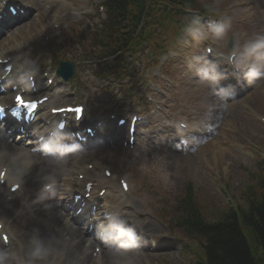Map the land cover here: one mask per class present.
I'll list each match as a JSON object with an SVG mask.
<instances>
[{"label":"rangeland","instance_id":"obj_1","mask_svg":"<svg viewBox=\"0 0 264 264\" xmlns=\"http://www.w3.org/2000/svg\"><path fill=\"white\" fill-rule=\"evenodd\" d=\"M199 1L205 4L211 3L213 8L219 7L224 16L229 19L232 32L228 36V41L232 37L242 44L254 33L264 34V0ZM75 2L71 0L67 5L68 9H71L70 3L75 5ZM32 3L36 11L32 19L38 16L37 23L42 19L39 23L41 30L42 27L47 29L52 20H57L56 16H52L53 10L56 11L53 5L57 3L50 0H32ZM167 15L162 26L159 25L152 30L148 38L150 46L161 48L166 52L164 55L170 54L171 58L161 70L164 73H171L175 82L165 86L171 97L163 100L164 104L169 105L165 114L177 116L175 111L183 110L184 116L191 118V124L196 126L199 132L188 134L190 138L187 141L173 146L166 142L165 134L161 133L160 127L154 126L142 133L139 137V146L133 152L121 147H108L106 150L93 148L86 154L90 155L87 159L96 158L99 175H103L106 168L122 172L130 177V194L127 197V203L135 207V211H129L130 220L135 221L140 228L144 225L152 227V231L143 232L146 240L141 238L135 250L129 253L134 259V264H197V261L203 257L202 243L197 239L186 238L183 232L172 223L175 221L178 199L189 185L193 187L197 203L204 215L213 220L217 219L220 213L228 209L232 203L245 204L246 192L250 189L257 191L254 188L264 181V122L261 120L264 119V79L251 80L249 85L251 88L244 89L238 98L224 101V98L214 91L212 83L197 77V70L204 68V65L201 61L199 44L195 42L191 49L183 39L191 33L184 29L188 26L187 19L171 11L167 12ZM70 17L65 20L58 19L61 25L60 31L62 28L75 30L74 23L82 20L81 16ZM93 21L91 19L89 22H80V26L77 27L79 29L88 26L90 29L89 38L85 39L84 43L80 38L78 43L77 34L71 37L72 33H68L65 38L66 51L70 55L73 54L81 63L85 60L87 45L93 40L95 28L91 29ZM37 32L38 30L27 31L22 23L13 26L10 33L0 37V50L7 46L10 48L13 46L14 49L18 43L22 44L20 47H24L25 53L22 55L28 56L27 44L37 39L27 40L26 37L29 35L32 37ZM52 37L57 36L52 35ZM213 45L221 47L219 44ZM43 46L44 44L40 45L29 56L28 61L38 60V64H41V59L34 58V55L42 50ZM79 48L83 51H77ZM163 59L167 61L168 58ZM137 65L132 66V70L136 67L142 68L140 60ZM246 66L247 71L244 72L243 79L246 78V73L253 64L249 62ZM155 68L151 64L149 69L144 71V75L151 77L152 73L153 76L156 72L152 69ZM157 68H159L158 64ZM257 68L264 71V68L260 66ZM85 69L80 64L77 70L75 81L80 86L78 97L84 100L95 99L98 90L90 85ZM126 73L131 74V80L135 85L140 84L136 69L133 73ZM118 83L124 86L128 83L127 78L123 80L118 78ZM157 84L164 85V83H154L153 86L156 87ZM127 87H130L129 83ZM139 95V93L135 94V99H140ZM94 99L91 101L92 104ZM252 111L262 115L261 122L252 117ZM213 142L224 148L223 154L216 153L218 157L212 151L211 143ZM1 156L2 152H0V158ZM73 158L76 157L63 158L62 161L66 162ZM64 163L45 170L43 176L39 178L29 177L33 180L28 183L33 187L24 192L20 198L25 193L29 194L35 187L40 188V183L45 181L43 179L45 176H54L55 179L64 178L67 173ZM119 189V186H115V189L111 191L112 201L115 200L114 197L120 195ZM25 200L26 197L20 202ZM4 212L6 211L2 209V213ZM20 220V225L17 221L12 223V234L5 226L2 229L10 237L12 236L9 244L3 245L0 236V249L13 254V264H24V254L32 247L33 240H39L40 235L38 231H33V228H27V223L21 217ZM143 243L147 244L146 248H143ZM251 245L255 247L253 241ZM93 250L94 248L92 252ZM112 250L115 251L116 248ZM257 253L259 254V251ZM115 258L118 257H111V259ZM51 259L53 260V257ZM106 260L107 258H104L100 264L103 261L106 263Z\"/></svg>","mask_w":264,"mask_h":264},{"label":"bare ground","instance_id":"obj_2","mask_svg":"<svg viewBox=\"0 0 264 264\" xmlns=\"http://www.w3.org/2000/svg\"><path fill=\"white\" fill-rule=\"evenodd\" d=\"M29 2H32V0H27ZM34 4V3H33ZM54 8H56V11L53 10V15L56 16L58 19H69L71 18V12L65 8V6L62 3H57L56 5H53ZM64 17V18H62ZM12 18L10 15H7L6 19L2 20L3 22L5 20V26H9L10 23L14 21V19H7ZM42 22V19L39 20V22H36V19H33L31 23L27 24L25 28L27 31H35L38 30L37 34H33V37L40 35L41 33L46 32V29L39 25V23ZM48 31V30H47ZM26 39H32V37L29 35L26 37ZM16 40V39H15ZM21 46L17 43V47ZM15 56V59H17V55H15V51L13 48L5 47L3 51H0V59L5 58H12ZM58 82V81H57ZM60 87V86H58ZM244 85V89H245ZM60 90L53 93L54 95H57L58 98L61 100L64 98V93L60 94ZM7 98H2L0 100L1 102H7ZM54 101V99H53ZM50 101H48L49 104ZM43 109V108H42ZM51 120H53V117H50ZM6 144L5 138L0 136V152H2V157L0 158V166L1 167H8L9 173L14 174V167L12 165V160L9 159V157L13 156L22 148H20V145H17L16 142L13 141L12 144ZM5 145V146H4ZM212 151L216 157H218L220 154H223L224 148L219 145L216 142L211 143ZM216 153H219V155ZM86 156H82L78 159H73L72 162L68 164L67 169V177L64 182V187L60 188L62 191L61 194L63 197L69 196L72 191L79 190L81 182L75 179V174H82L84 175V179L86 180V183L89 182H95L96 186H103L109 187L110 185H117L118 181L115 180V173H113L110 178H107V176L103 175V177L97 176V168L96 171L90 170L89 166L86 160ZM32 160H33V166L31 170L28 172L29 175L32 177L38 178L37 174L43 176L45 173V170H49L54 165L52 163V159L47 157H42L38 154L32 153ZM106 169H104L105 171ZM28 176L27 174L23 176ZM7 180H11V177L9 174L6 175ZM22 178V179H23ZM30 180V179H28ZM117 181V182H116ZM2 187V186H1ZM7 187V186H6ZM103 187V188H104ZM5 191V187L2 188V192ZM122 195H126L124 193V190L121 189ZM20 194V191L17 192V195ZM61 196V198H62ZM1 198L2 194L0 195V204H1ZM33 199L32 196L28 199L27 202H25L22 205L21 211L18 210V212H14V208L16 206L15 203H10V212L8 213V216L6 218H9L11 216H15L16 221L18 225L21 224L20 217L27 223V228H33V231H38L40 235L38 236V239L45 244H50L55 250L57 254H54V256L57 259L56 264H100V259L105 258L107 256V262L104 263V261L101 264H113V260L111 259L112 256H114V253H109L106 250H103L102 253L98 254L96 261L93 260V257H91V254L89 253V250L91 249L92 241L91 239L85 238L83 234V229L80 227L72 226V224H69L67 220V214L64 208L71 207L70 202H65L63 204L62 202L59 203L57 199L55 198V195L53 193H45L43 196L37 198L32 203L30 200ZM63 199V198H62ZM121 199V198H120ZM128 199L126 197L122 198L121 200H117L114 204H111V210L114 212L118 211L122 213L125 209L133 210L135 211L134 206H130L127 203ZM8 202V201H6ZM2 206L0 205V212H2ZM1 214V213H0ZM124 217L126 219H130L129 214H124ZM4 216V215H1ZM15 222V221H14ZM135 225H138L135 222ZM139 229H142L143 232L145 231H152V227L149 225H144L142 228L139 227Z\"/></svg>","mask_w":264,"mask_h":264},{"label":"trees","instance_id":"obj_3","mask_svg":"<svg viewBox=\"0 0 264 264\" xmlns=\"http://www.w3.org/2000/svg\"><path fill=\"white\" fill-rule=\"evenodd\" d=\"M161 2H165L163 8L175 6L176 10L195 8L201 3L199 0H107L112 12V32L136 28L144 17H150L151 4L161 6ZM129 38L124 33L115 37L114 43L126 44ZM254 189L257 191L246 192L245 204L223 210L215 220L203 216L191 188L178 201L175 224L203 243V257L197 264H264V181Z\"/></svg>","mask_w":264,"mask_h":264},{"label":"clouds","instance_id":"obj_4","mask_svg":"<svg viewBox=\"0 0 264 264\" xmlns=\"http://www.w3.org/2000/svg\"><path fill=\"white\" fill-rule=\"evenodd\" d=\"M213 15L223 18L224 13L219 7L211 9ZM194 27L195 33L205 38L211 33V38L214 43L219 44L222 48H226L228 44V36L226 29L228 22H209L207 26L200 24V17L195 16L190 21L189 28L186 31H191ZM196 38V37H194ZM211 51V49H208ZM220 55L228 62L232 63L236 68H241L252 62L253 67L246 73V78L249 81L254 79H264V71L258 70L257 66L264 68V34L254 33L247 38L242 44L237 40L230 51L221 52ZM199 75L210 79L212 82L221 78V73L217 70L215 63H210L207 68L197 70ZM63 124H58L51 137L43 143L42 151L45 155L52 153L56 149L57 142L64 138L62 132ZM76 151V146L65 147L62 152L71 153ZM53 164L60 165L62 157H55ZM12 165L15 169L14 174L7 172L11 181L14 184H22L23 176L26 175L33 166L32 153L28 150H19L12 158ZM43 191H48L55 183L54 176H45ZM99 218V217H97ZM107 227V239L117 242V248L114 256L118 257L113 260V264H134V259L129 253L137 246V237L133 229L127 227L128 221L121 219L116 214H106L104 217ZM101 228L104 224H101ZM56 250L50 245L45 244L40 240H33L32 247L24 254V264H55L51 259ZM0 264H13V254L7 250L0 249Z\"/></svg>","mask_w":264,"mask_h":264},{"label":"snow or ice","instance_id":"obj_5","mask_svg":"<svg viewBox=\"0 0 264 264\" xmlns=\"http://www.w3.org/2000/svg\"><path fill=\"white\" fill-rule=\"evenodd\" d=\"M17 102L23 104V99H22V97L17 98Z\"/></svg>","mask_w":264,"mask_h":264}]
</instances>
